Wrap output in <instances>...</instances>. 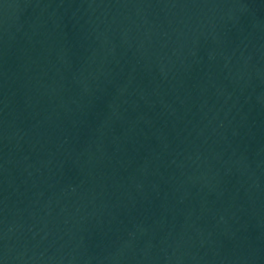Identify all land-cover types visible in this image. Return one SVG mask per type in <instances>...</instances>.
Wrapping results in <instances>:
<instances>
[{
    "label": "water",
    "instance_id": "water-1",
    "mask_svg": "<svg viewBox=\"0 0 264 264\" xmlns=\"http://www.w3.org/2000/svg\"><path fill=\"white\" fill-rule=\"evenodd\" d=\"M0 264H264V0H0Z\"/></svg>",
    "mask_w": 264,
    "mask_h": 264
}]
</instances>
